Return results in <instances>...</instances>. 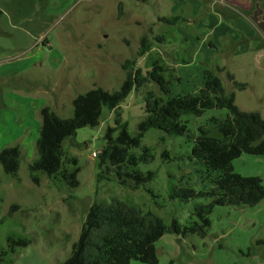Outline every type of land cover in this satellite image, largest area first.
I'll list each match as a JSON object with an SVG mask.
<instances>
[{
    "label": "rangeland",
    "instance_id": "1",
    "mask_svg": "<svg viewBox=\"0 0 264 264\" xmlns=\"http://www.w3.org/2000/svg\"><path fill=\"white\" fill-rule=\"evenodd\" d=\"M217 19L224 27L213 38L220 29ZM144 38L150 50L140 56ZM127 61L144 74L159 62L170 82L166 99L198 93L211 71L227 92H235L242 111L264 118V0H0V152L14 146L22 152L16 175L6 174L0 164V254L10 238L31 241L16 247L5 264L67 261L95 203L124 201L168 226L177 220L184 227L197 220V206L210 202H183L172 195L179 188L214 187L207 167L191 155L200 127L212 118L225 119V109L185 116L190 137L150 130L133 150L141 156L149 148L154 156L139 166L144 174L156 173L143 187L130 179L122 184L112 168H101L99 157L93 158L119 116L131 136L139 134L148 118L147 93H160L155 84L135 89L116 110L105 108L98 126L65 141V169L80 170L78 188L42 173L38 184L33 181L41 109L48 106L61 118H72L78 96L96 88L121 89ZM229 75L246 88L235 89ZM9 120L13 130L3 131ZM233 167L243 177H260L264 185V157L243 154ZM210 219L205 238L165 234L156 243L160 264H264V244L258 243L264 241V201L253 207L217 206Z\"/></svg>",
    "mask_w": 264,
    "mask_h": 264
},
{
    "label": "trees",
    "instance_id": "2",
    "mask_svg": "<svg viewBox=\"0 0 264 264\" xmlns=\"http://www.w3.org/2000/svg\"><path fill=\"white\" fill-rule=\"evenodd\" d=\"M141 43L139 55L144 56L150 50V42L144 38ZM135 64L134 61L125 63L127 78L120 90L110 92L96 88L78 96L73 102L72 118H61L48 106L41 109L42 124L37 142L40 157L30 166L33 181L38 184V175L42 173L49 177L61 176L70 188H78L80 170L69 173L65 169V141L80 129L98 126L105 108L114 111L135 89L155 84L160 93H147L148 118L139 125L137 136L129 134L127 123L120 116L116 126L108 128L106 145L99 155L100 167L112 168L122 184H127V179H130L136 187H143L156 178V173L144 174L139 166L142 162H152L154 156L149 148H144L141 156L133 153V150L141 147L142 139L150 130H160L169 136L190 137L192 134L184 121L185 116L201 117L207 110L225 109L228 111L225 119L212 118L207 125L200 127L191 155L192 160L207 167L214 187L209 191L179 188L172 195L173 199L183 202L197 198L210 202L197 206L194 214L197 220L184 227L177 220L168 226L152 212L144 213L124 201L95 203L88 211L70 258L62 264H130L133 260L160 264L156 243L165 234L205 238L212 225L210 215L215 207H253L264 201L263 180L236 174L233 167L234 160L243 154L264 157L263 116L259 112L242 111L236 104L235 92H227L222 80L211 71H206L205 85L198 93L166 99L171 91L164 67L155 62L151 70L144 74L141 69L135 68ZM229 79L233 81L235 89L246 88L245 84L236 82L233 75H229ZM21 157L20 146L4 148L0 152L4 172L16 175L20 170ZM164 157H168L167 152ZM258 243L264 244V241ZM30 244L28 239L10 238L8 249L0 254V264H5L6 257L14 254L16 247L26 248Z\"/></svg>",
    "mask_w": 264,
    "mask_h": 264
},
{
    "label": "crops",
    "instance_id": "3",
    "mask_svg": "<svg viewBox=\"0 0 264 264\" xmlns=\"http://www.w3.org/2000/svg\"><path fill=\"white\" fill-rule=\"evenodd\" d=\"M251 5H252V3H251ZM252 7V6H251ZM257 14V13H256ZM215 25L218 27V28H220L219 30H217V31H213V38H214V36L216 35V33H218L220 30H221V27L223 26L224 27V21L222 20V22H220L218 19L216 20V22H215ZM10 121V120H9ZM13 128H14V125L11 123V121H10V127H8V126H5L4 128H3V131H5L4 129H7V130H9L8 132H10V131H12L13 130Z\"/></svg>",
    "mask_w": 264,
    "mask_h": 264
},
{
    "label": "built area",
    "instance_id": "4",
    "mask_svg": "<svg viewBox=\"0 0 264 264\" xmlns=\"http://www.w3.org/2000/svg\"><path fill=\"white\" fill-rule=\"evenodd\" d=\"M100 153H93V158H98Z\"/></svg>",
    "mask_w": 264,
    "mask_h": 264
}]
</instances>
